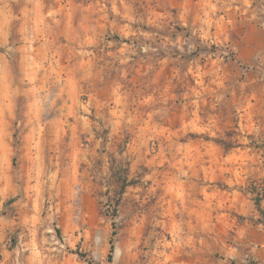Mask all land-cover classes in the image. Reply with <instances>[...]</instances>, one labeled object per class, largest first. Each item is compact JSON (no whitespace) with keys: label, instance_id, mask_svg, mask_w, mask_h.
Instances as JSON below:
<instances>
[{"label":"rangeland","instance_id":"374dc122","mask_svg":"<svg viewBox=\"0 0 264 264\" xmlns=\"http://www.w3.org/2000/svg\"><path fill=\"white\" fill-rule=\"evenodd\" d=\"M255 187L264 0H0V264H264Z\"/></svg>","mask_w":264,"mask_h":264},{"label":"trees","instance_id":"16d2710c","mask_svg":"<svg viewBox=\"0 0 264 264\" xmlns=\"http://www.w3.org/2000/svg\"><path fill=\"white\" fill-rule=\"evenodd\" d=\"M258 191H259L258 187H255V188H253L251 194L254 197V201H255V204L257 206V209L259 210L261 215L264 217V208H263V205H262V201H263L264 198L262 197V195ZM1 260H2V255L0 253V261ZM110 261H112V256H110Z\"/></svg>","mask_w":264,"mask_h":264}]
</instances>
